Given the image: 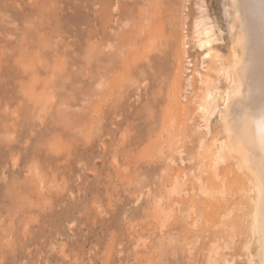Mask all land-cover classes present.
Listing matches in <instances>:
<instances>
[{
	"label": "rangeland",
	"instance_id": "obj_1",
	"mask_svg": "<svg viewBox=\"0 0 264 264\" xmlns=\"http://www.w3.org/2000/svg\"><path fill=\"white\" fill-rule=\"evenodd\" d=\"M231 1L0 0V264H259L250 207L229 190L249 167L232 152L215 177L193 132L195 18L229 62ZM209 124L206 144L228 141L219 115Z\"/></svg>",
	"mask_w": 264,
	"mask_h": 264
},
{
	"label": "bare ground",
	"instance_id": "obj_2",
	"mask_svg": "<svg viewBox=\"0 0 264 264\" xmlns=\"http://www.w3.org/2000/svg\"><path fill=\"white\" fill-rule=\"evenodd\" d=\"M231 3L235 19L239 23L238 28L240 29L236 41L238 49L234 50L232 60L229 62L223 61V58L215 49L214 43L217 41V35L214 26L211 22H208V17L201 15L202 17L195 18V35L193 36L196 39V45L202 57V64L205 65L203 66L205 72L203 73L199 70L195 72L199 77V86L193 87L200 91L201 94V97H198L199 101L196 103L195 112L199 114L200 121H203V123L202 126L198 124L193 132L197 134L199 148L206 147L205 150L211 151L210 154L212 156L210 155L211 159L209 164H207V169L211 173L221 163L225 164L226 157L232 152H235V154L240 152L241 160L245 164L243 168L249 167V170L246 169L249 173L251 172L249 179H247L248 183L241 187L233 184L228 189L231 190L235 202L245 203L250 207L251 233L259 246V264H264V166H262V155L264 154L260 150L261 141L264 140V0H232ZM138 41L139 30L136 25L134 44L137 47ZM186 44L183 41L182 49L178 50L180 60L172 78L175 88H173L174 90L172 89L173 92L169 97L170 101L175 105L180 103L178 94L183 86L180 79L181 58L185 47H187ZM188 65L190 66L191 64L189 63ZM190 78L192 76L186 79L187 83L186 87L184 86V91L188 89V86H191ZM221 78L227 83L224 89H221L218 85ZM215 115H219V120L224 124V128H222L229 135L225 138H228V141L216 140V138L214 141L213 138V143L208 145L206 144V136L211 134L209 123ZM181 153H179L180 156ZM207 155L210 157L209 154H206V161L209 159ZM240 156H237L238 160ZM236 164L235 166H237ZM164 165L166 166V163ZM168 166L169 164L166 167ZM241 167H238V169L240 170ZM202 168H199V171L204 169ZM214 176L216 177V175ZM217 178L219 179V177ZM217 178L216 180H218ZM184 180L181 176L174 178L172 186L169 188V194L183 196L186 193ZM223 181L224 179L221 182ZM200 189L202 192V187ZM220 192L222 191L220 190ZM227 262L231 264L230 261Z\"/></svg>",
	"mask_w": 264,
	"mask_h": 264
},
{
	"label": "snow or ice",
	"instance_id": "obj_3",
	"mask_svg": "<svg viewBox=\"0 0 264 264\" xmlns=\"http://www.w3.org/2000/svg\"><path fill=\"white\" fill-rule=\"evenodd\" d=\"M260 150L264 154V140L261 141ZM262 166H264V155H262Z\"/></svg>",
	"mask_w": 264,
	"mask_h": 264
}]
</instances>
